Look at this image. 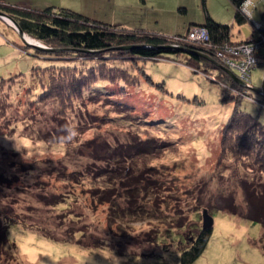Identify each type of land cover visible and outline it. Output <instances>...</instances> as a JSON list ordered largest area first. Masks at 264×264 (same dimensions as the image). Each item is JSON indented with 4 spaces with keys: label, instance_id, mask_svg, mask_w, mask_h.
I'll use <instances>...</instances> for the list:
<instances>
[{
    "label": "rangeland",
    "instance_id": "rangeland-1",
    "mask_svg": "<svg viewBox=\"0 0 264 264\" xmlns=\"http://www.w3.org/2000/svg\"><path fill=\"white\" fill-rule=\"evenodd\" d=\"M24 1L32 0H0V3L31 8L18 3ZM37 1L39 8L70 9L109 24L124 22L132 29L147 28L166 35L185 32L181 37L184 41L209 45L208 39L199 35L207 33L204 27L189 26L190 22L203 21L201 0H127V4L112 0L108 6L103 5V0ZM251 4L252 17L239 27L232 21L234 8L230 0H205L214 20L233 24V38L237 39H247L256 23L264 24V1L257 2V8ZM181 7L186 9L185 14L179 11ZM9 21L0 16V80L7 81L9 76L23 72L22 66L25 68L24 75L15 78L8 88L12 111L24 113L27 101L40 93L30 69L27 71L30 62L33 68L50 66L54 61L48 60L46 54H20L18 60L27 61L22 60L24 64L15 70L18 63L13 50L15 43L20 45L23 41L29 53L34 45L41 50L47 46L31 37L35 43L27 42L26 34L22 39ZM191 29L195 36L190 35ZM235 52L232 57L241 58L235 55L241 52ZM256 52L250 58L256 56L258 64L254 65L255 60L246 62L252 71L253 88L264 95L261 91L264 90V46L260 47L259 54ZM215 56L218 61L214 62H219L226 74L230 72L240 85L247 87L237 67ZM81 61L76 63L83 67L96 63V60ZM67 63L73 64V61L67 60ZM131 63H123V67L129 70ZM117 65L122 66L121 63ZM133 67L135 69L130 72L139 76L141 82L133 88L126 86L125 96L119 99L121 110L108 114L123 132L117 133L111 127L101 130L96 126L92 136L123 143L128 141L127 136H130L125 132L129 131L139 138L143 143L140 147L146 146L150 151L146 159L148 166L156 171L152 177L154 181L148 185L162 183L160 197L170 195L161 198L162 209L156 211L154 199L140 197L123 203L127 207L126 214L113 211L109 204L92 207L86 191L96 185L87 179L75 187L70 171L83 165L78 153L83 146L79 140L83 139L80 135L87 127L85 123L103 122V117L89 116L87 112L73 114V136H69L66 124L53 116L49 106L35 128L20 123L12 128L13 131L0 136L1 143L9 149L6 156L0 151V220H18L7 224L8 242L0 246V264H181L184 246L180 236L187 239L200 232L202 208L213 218L211 237L201 255L189 264H264V226L243 217L246 208L250 211L260 205L244 206L245 188L240 181L237 183L230 169L216 163L221 130L232 111L238 108L250 113L264 125V107L246 98L226 97L223 85L214 78L217 70L210 66L202 67L208 73L173 60H138ZM140 71L151 78V84L141 78ZM159 85L163 87L157 88ZM25 88L31 89L28 97ZM93 91L97 103L90 106V110L100 116L106 111L101 108L105 103L102 94ZM251 93L254 98L260 97L257 91ZM3 127L0 131L5 132ZM55 131L57 134L53 137L50 132ZM61 134L64 142L54 140ZM145 168L140 174L144 180L148 173ZM60 170L72 176L63 177ZM239 176H243V172ZM257 186V191H264L263 185ZM252 187L250 183L249 188ZM68 193L73 195L71 201L70 195L63 196ZM61 197L62 201L50 205ZM223 207L231 211L236 208L238 213ZM154 216L158 219H153ZM138 217H143L144 222ZM181 221L183 227L175 228ZM77 229L83 232L75 231L73 235ZM156 231L159 232L155 234Z\"/></svg>",
    "mask_w": 264,
    "mask_h": 264
},
{
    "label": "trees",
    "instance_id": "trees-1",
    "mask_svg": "<svg viewBox=\"0 0 264 264\" xmlns=\"http://www.w3.org/2000/svg\"><path fill=\"white\" fill-rule=\"evenodd\" d=\"M252 1L253 4L251 5L257 8V2L264 0ZM230 2L234 8L232 21L240 27L249 18L242 13L241 9L245 0H230ZM201 4L204 13L203 21L200 23L190 22L189 26L200 25L204 27L209 45L204 43L196 45L186 42L181 38L185 33L182 35H166L147 28L132 29L125 26H116L101 20H95L70 9L52 6L41 9H26L18 5L0 3V12L7 14L24 34L52 49L41 50L32 47V51L30 49L32 54H30L29 49L25 47L27 45L23 42L16 45L17 69L20 68L21 64H24L22 60L27 61V59L18 60L20 54H25L24 56L46 54L49 58L44 56L45 58L54 61V64L50 66L33 68L31 67L32 62H30L27 71L30 69L31 76L35 78L40 87V93L35 99L27 101L23 107L24 113H14L12 111L13 105L10 102L9 83L14 82L15 78L18 79V77L23 76L26 71L25 68L22 66L23 72H17L18 74L12 77L9 76L7 81L5 79L0 80V127L4 126L5 130V132L0 131V136L7 131H13V127L20 123L33 125L30 128H35V124L40 123L41 114L46 109L48 110L49 106L53 116L59 122L66 124L67 129H65L69 136H73L71 120L73 114L78 116L83 112H87L89 116L103 117V122L95 120L85 123L87 127L80 135L83 139L79 138V142L82 140L83 146L78 153L81 155L83 165H80L79 168L77 166L73 167V171H70L73 173V185L76 187L83 184L87 179L94 182L96 187L86 191L90 196V204L92 207L95 205L94 208L96 205L109 204L113 211L126 214L127 207L123 203L140 197L147 200L154 199L155 209L160 211L162 209L161 198L166 199L170 195L165 194L164 197H160L162 183L155 182L156 184L153 186L148 185L149 182L154 181L152 177H154L156 171L148 166L146 159L150 151H147L146 146H144L145 148L140 147L143 143L139 138L132 136L129 131H126L125 135L129 134L130 137L127 136L128 141L123 143H115L108 138L92 136L96 126L100 127L101 130L111 127L117 133L123 132V129L114 124V119L110 118L108 114L115 110H121L122 105L119 99L120 96L122 98L125 96L126 86L133 88L141 82L139 76H135L130 72V70L135 69L133 65H136L138 60H173L195 71L198 70L204 73H208L204 68L210 66L217 70L214 78L220 82L219 84L223 85L226 97H232L236 100L246 98L260 107H264V95L253 88L255 86L252 84L251 76L249 86L243 87L222 70L219 62H214L215 60L218 61L215 52L224 46L245 44L249 43L250 40V42L258 41L259 34L264 36V24L260 23V30L253 27L247 39L237 40V38H233V24H222L214 20L207 11L205 0H201ZM247 9L251 10L250 4ZM179 11L185 14L186 9L181 7ZM253 12L250 14L251 17ZM262 46H264V42ZM67 60L73 61V64H68ZM77 60L79 62H83L81 60L93 62L96 60V63L83 67L80 65L81 63H76ZM20 61L22 62L20 63ZM129 62L133 64L131 63L132 65L129 66L130 69L128 70L127 67L124 68L123 66ZM117 63H121L122 66H118ZM140 75L145 82L152 83L151 78L145 72L140 71ZM93 89L102 94L105 103V106L101 108L106 111L100 116L93 114L90 110V106L97 103L95 94H92L94 93ZM24 91L26 97L31 95V89L25 88ZM251 91H257L260 97H252ZM21 115L22 118H19ZM50 134L54 137L57 132H50ZM63 137V134H61L54 140L64 142ZM117 138L120 140L119 137ZM70 143H73V141L71 140ZM6 150L9 149L0 141V151L5 156L7 155ZM216 163L224 169H230V172H233V177L237 178V183L240 181L245 188L246 195L243 199L246 205L244 203V206L250 204L260 205L250 207V211L246 208L243 217L250 221L259 222L264 226V191L261 189L256 190L257 185L264 186V125L256 116L238 108L232 111L221 130L219 154ZM226 163L229 165L226 166ZM143 167H146L145 170L148 172L145 175V180L140 176L143 173ZM60 172L63 177L72 176L65 170H60ZM240 172H243V176H239ZM223 178L225 177L223 176ZM250 183L253 186L252 188H249ZM65 195H70V201L73 199L71 193L63 196ZM62 200L63 197L54 200L50 205L57 204ZM223 209L231 211L228 207H223ZM109 210L111 209L109 208ZM138 210L142 211L143 209L139 208ZM233 210L231 212L238 213L236 208ZM138 218L141 221L143 217ZM153 219L158 218L154 216ZM15 221L18 220L11 221L7 219V222L6 220L4 222L0 220V242H3V244L0 243V246H4L8 242L7 224ZM142 222L144 221L142 220ZM113 224L109 227H112ZM182 227L183 221L175 228ZM75 231L83 232L77 229L73 231V235ZM123 231L125 232L124 229ZM157 232L159 231H156L155 234ZM211 232V228L203 229L201 227L200 232L195 236L191 235L187 239L180 236L184 246H182L180 255L181 264H189L201 255L211 237Z\"/></svg>",
    "mask_w": 264,
    "mask_h": 264
},
{
    "label": "built area",
    "instance_id": "built-area-1",
    "mask_svg": "<svg viewBox=\"0 0 264 264\" xmlns=\"http://www.w3.org/2000/svg\"><path fill=\"white\" fill-rule=\"evenodd\" d=\"M253 2V1H252ZM241 9H242V13L243 14H245L246 12H248V13H251L252 11L250 10H248L247 8H243V7H241ZM246 15V14H245ZM247 17H251L250 15H247ZM254 24H255V22H254ZM260 23H256L255 25H254V28L256 29V30H260ZM193 29V28H192ZM191 29V30H192ZM190 30V35L191 36H195V34L194 33H192L193 32V30L191 31ZM204 31V30H203ZM193 34V35H192ZM202 34V35H201ZM199 35L203 38H205L206 40L208 39L207 38V33H205V31L203 32V33H199ZM196 36H198V35H196ZM193 40V39H192ZM191 40V41H192ZM261 40V41H260ZM251 41V40H250ZM249 41V43H245V44H241V45H233V46H225V48H221V49H219V50H217L216 52H215V54L217 55V56H219V57H222V59L224 60H226L227 61V63L228 64H233V67L235 68V67H237L238 68V70H239V72L240 73H242L243 75H241L242 77H244L243 78V82L247 85V86H249V82H250V76H251V69H249V66H248V64H247V62L246 61H253V60H255V63H254V65L255 64H258V63H256V56L254 57V58H250V57H252L253 56V54L256 52V53H258V49L261 47V45H262V43L264 42V36L263 35H261V34H259L258 35V41H256V42H250ZM250 50H252V51H250ZM233 51H234V53H236L235 51H237V53H240V54H235V55H237V56H239V57H241V58H233L232 56H233ZM232 52V53H231ZM250 53V54H249ZM255 55V54H254ZM244 58H246V59H244ZM235 59V60H234ZM253 63V62H252ZM237 70V69H236ZM249 73H250V75H249ZM262 91V93L264 92V90H261Z\"/></svg>",
    "mask_w": 264,
    "mask_h": 264
},
{
    "label": "water",
    "instance_id": "water-1",
    "mask_svg": "<svg viewBox=\"0 0 264 264\" xmlns=\"http://www.w3.org/2000/svg\"><path fill=\"white\" fill-rule=\"evenodd\" d=\"M0 16L9 19V20L13 23V25L15 26L18 35L23 39V35H24V33L20 30V28L17 26V24H16L14 21H13V20H12L7 14H5V13H3V12H0ZM26 44H27V43H26ZM32 45H34V44H32ZM33 47L39 49V47H38L37 45H34ZM43 49H44V50H52L51 48H47V47H44ZM228 73H229V75H230L233 79H235V80L239 83V81L237 80L236 77L233 76V74H231L230 72H228ZM201 217H202V228H203V229L211 228L212 225H213V218H212V216L207 212L206 209H203V210H202Z\"/></svg>",
    "mask_w": 264,
    "mask_h": 264
},
{
    "label": "crops",
    "instance_id": "crops-1",
    "mask_svg": "<svg viewBox=\"0 0 264 264\" xmlns=\"http://www.w3.org/2000/svg\"><path fill=\"white\" fill-rule=\"evenodd\" d=\"M112 0H103L102 3L104 6H108V4H111ZM128 1H132V0H128ZM114 2H117L119 4H127V0H114ZM16 3V2H15ZM20 3V5H25L26 7H31V8H36V9H41L40 7V3L37 0H32V1H24V2H18ZM233 16V15H232ZM213 18V17H212ZM200 23V22H199ZM114 25H119V26H125L127 28H132L131 26H129L128 24H125L124 22H117V23H112ZM11 29V28H10ZM15 33V32H14ZM185 33V32H184ZM183 33V34H184ZM18 35V33H17ZM182 35V34H181ZM19 36V35H18ZM20 38V37H19ZM238 40V39H237ZM243 40V39H240ZM23 42V41H22ZM13 45V44H11ZM16 45H18L17 43L14 44L13 46V50L17 52V50H15ZM17 55V54H16ZM17 58V57H16ZM18 65H15V70L17 69Z\"/></svg>",
    "mask_w": 264,
    "mask_h": 264
},
{
    "label": "clouds",
    "instance_id": "clouds-1",
    "mask_svg": "<svg viewBox=\"0 0 264 264\" xmlns=\"http://www.w3.org/2000/svg\"><path fill=\"white\" fill-rule=\"evenodd\" d=\"M252 3V0H245L244 5H242L243 8H247L249 4ZM246 15H250L251 13L246 12Z\"/></svg>",
    "mask_w": 264,
    "mask_h": 264
},
{
    "label": "bare ground",
    "instance_id": "bare-ground-1",
    "mask_svg": "<svg viewBox=\"0 0 264 264\" xmlns=\"http://www.w3.org/2000/svg\"><path fill=\"white\" fill-rule=\"evenodd\" d=\"M8 20H6V22H7ZM10 22V21H9ZM24 39L27 41V42H29V43H35V41L34 40H32L29 36H27V35H24ZM37 43V42H36Z\"/></svg>",
    "mask_w": 264,
    "mask_h": 264
}]
</instances>
